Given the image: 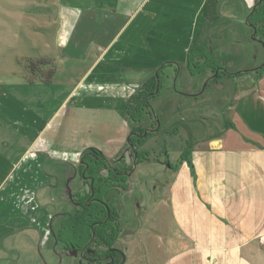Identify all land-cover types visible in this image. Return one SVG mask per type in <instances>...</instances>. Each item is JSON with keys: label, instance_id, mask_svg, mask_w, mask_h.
Here are the masks:
<instances>
[{"label": "crops", "instance_id": "obj_1", "mask_svg": "<svg viewBox=\"0 0 264 264\" xmlns=\"http://www.w3.org/2000/svg\"><path fill=\"white\" fill-rule=\"evenodd\" d=\"M27 1L37 13L24 22L31 29L22 33L23 57L45 61L41 73L52 75L44 83L19 71L0 82V233L6 226L8 235L25 234L29 224L43 229L42 240L54 234L53 217L67 219L76 209L56 213L57 191L71 200L67 187L78 179L81 192L79 166L90 150L102 157V177L119 178L116 171L131 165V180L144 162L130 163L125 105L158 73L165 80L162 86L158 78L151 113L159 105L184 106L179 122L185 124L191 106L194 119H210L199 110L208 104L221 120L211 121L215 130H204L193 146L180 141L174 164L164 165L165 183L160 194L151 193L147 228L136 232L145 264H264V135L232 114L238 104L257 107L259 115L264 107V72L257 73L264 46L253 40L248 22L257 0ZM193 46L226 73L242 75L208 68L189 75ZM179 78L180 91L171 89ZM174 126L162 132L178 137L182 127ZM159 129L158 122L150 134ZM113 192L105 197L112 204Z\"/></svg>", "mask_w": 264, "mask_h": 264}, {"label": "rangeland", "instance_id": "obj_2", "mask_svg": "<svg viewBox=\"0 0 264 264\" xmlns=\"http://www.w3.org/2000/svg\"><path fill=\"white\" fill-rule=\"evenodd\" d=\"M6 1H8V5L7 3L5 4L6 6H4V3H0V82L4 83L7 79L18 78L20 75L19 71H21L25 77L28 73L27 77L33 80H41L42 78L39 75H37V77L28 72L27 62L32 59L25 61L23 57V42L25 40V35L22 33L25 32L26 35H30L28 32L31 29L29 26L25 25L24 22L28 20L33 21L34 14L37 13V8L31 5L34 2L29 4L27 0ZM1 14H3V16ZM18 23H20L21 26H18ZM32 61H37V59H33ZM11 71H14L15 74L13 75ZM160 76V82L163 86L165 77H163V75H159V77ZM187 77L189 76L187 75ZM170 87L171 89L175 88L176 91H180L182 88V79L179 78L176 80L174 85L171 83ZM164 91L163 89V92ZM206 93H208V91ZM238 103L242 102H233L234 106ZM238 105V108L233 107L232 114L240 116L239 118L236 116L237 118L235 119H244L249 128L254 125L255 127L260 126V131L264 135V107L262 113L260 111L261 114L259 115L257 107L253 111V108L242 109V106L240 104ZM183 107L184 106L176 104H174V106L159 105L158 109L153 107L152 114L158 119L160 126L159 132L150 134V136L146 138L145 145L137 151L138 153H148L150 160L137 166L131 180L126 182L127 184L124 190H127V192L125 194L121 193L119 196H110V198L114 200L113 203L117 204V209L122 213L120 215L122 218L120 217L121 225L119 227V230H121L119 233L121 242L114 243L113 246L122 248L126 258L125 264H145L143 249L136 239V232L138 234L141 229L147 228L146 226L151 212V193L155 196L160 194L162 192V184L165 183L163 174H165L166 168L164 165H167L168 162L171 165L174 164L173 158L176 156V149L181 144L180 141L185 140L187 148L193 146L196 143L194 139L203 134L204 130L208 132L215 130L211 128V121L221 120V114H216L215 111L212 110V107L205 104L200 107L199 110L202 111V118L205 114V116H210L208 117L210 119H194L196 116L195 108L191 106L190 108L187 107L189 108L187 111V119L185 124H182L179 122V115ZM161 110L162 112L164 111L165 114L167 110L170 112L163 116ZM205 111H208V113H205ZM163 119H166V121L164 122ZM171 123L175 124V128H179V125L182 127L178 129V137L165 135L162 132L163 129L167 128V124ZM157 125L158 123H156V126ZM147 126H149V124H147ZM244 130H246L245 126L243 131ZM189 134L192 136H189ZM155 187L156 190L154 191ZM69 188L74 198L80 195L81 192L78 179L73 181L72 186L67 187L68 190ZM55 202L57 205L55 207L56 213H60L61 210H63V213L71 212L74 208V204L71 200H66L65 196H63L60 191H57ZM66 220V217H53L52 228L55 232L54 235L57 236V232L61 228L57 227L58 224L61 222L64 225L61 230L62 240L58 243L55 242L53 233L48 236V239L42 240L43 229L39 228V230H35L33 229L34 226H29V224L25 226L28 231L25 234L24 229L21 232L11 230V233L8 235L7 232L8 230L10 232V229L4 226L5 230H2L0 233V264H71L73 261H70V258H66L63 255L62 241H67L69 244L70 242H76L78 240L76 238L77 235L74 236V233H77L74 232L77 225L75 221ZM76 222H78L77 219ZM260 242L264 246V238L260 239Z\"/></svg>", "mask_w": 264, "mask_h": 264}, {"label": "trees", "instance_id": "obj_3", "mask_svg": "<svg viewBox=\"0 0 264 264\" xmlns=\"http://www.w3.org/2000/svg\"><path fill=\"white\" fill-rule=\"evenodd\" d=\"M248 22L251 29L253 30V40L259 39L264 46V0H260V3L258 5H255V9L250 15ZM199 61H202L201 65H199ZM45 65L46 62L43 60H30L27 62V69L31 75H39L40 77H42V81L44 83H48L49 78H51L52 72L43 75L41 73V67H44ZM207 68L211 69L212 73H216L217 70H222L218 65H216L214 61L211 60V58L206 55L203 48L199 46L191 47L187 55V70L189 75L195 76ZM263 72L264 65L257 70L258 74H262ZM222 73L231 77L242 75V73H226L223 70ZM217 76L218 75L215 74V77ZM159 90L160 83L158 81L157 73V75L146 81L141 89L127 100L125 105L127 117L132 124L128 139V146L135 152L136 164H140L142 162H147L150 160L148 153H138L136 151V148L143 144L150 133L154 131L153 126H156V123H158L157 119L152 116V113L150 111L149 100L157 97L159 95ZM146 118L148 120L147 124H149V126H147L146 124L145 127H142V123L146 120ZM184 157V155H181L178 159V163L182 162ZM104 166L105 165L102 162L100 153L94 150H90L82 156L81 165L79 166V172L84 173V171L86 170L83 176L87 175L88 178L92 179L95 177V173L92 171V169H98L101 167L104 168ZM96 205L90 204L89 207L85 205L83 207L80 206V211L75 214L72 220L69 221H75V224L77 225L76 227L79 229V231L83 232L92 229L95 225H101L100 228H102V231L104 232L113 231L112 229H110V225L106 223L108 220V218L106 219V212H101V210L103 209ZM104 207L106 208V206ZM76 219L78 220V222H76ZM105 220L106 222H104ZM114 237L115 234L111 237L109 236L107 245L110 246L114 242Z\"/></svg>", "mask_w": 264, "mask_h": 264}, {"label": "flooded vegetation", "instance_id": "obj_4", "mask_svg": "<svg viewBox=\"0 0 264 264\" xmlns=\"http://www.w3.org/2000/svg\"><path fill=\"white\" fill-rule=\"evenodd\" d=\"M132 153L134 154V158H130V163H132V165H137L135 163L134 150H132ZM103 170L105 169L102 167L98 169L93 168L92 171L95 173V177L92 179L88 178L87 175L83 176L86 170L84 173L79 172L82 182L81 193L77 198H74L73 194L71 195V201L76 209L69 215L66 221L72 220L75 214L80 211V206L83 207L85 205L89 207L90 204H97L96 206L103 209L101 212H106V219L108 218V220L107 222L106 220L104 222L108 223L110 229L113 231L104 232L102 231V228H100L101 225H95L92 229L86 232H81L75 227L76 230H74V232L77 233H74V236L77 235L76 238L78 240L76 242H70L69 244L67 241H62L63 255L66 258H70V261H73L71 264H125L126 258L122 248L113 246L119 238L121 213L117 209L118 207H116L117 204H112L110 200H107L105 197L109 191L113 190L114 192L112 196H119L123 191L127 192V190L124 189L127 184L126 182L130 180L129 177L132 173V166L130 165V167L122 169L120 173L116 171V175H119V178L113 176L102 177L101 172ZM103 205L106 206V208ZM63 226L62 223L60 226L61 228L59 227L60 230L57 232V236L53 234L56 243L62 240L61 230ZM114 234V242L110 246L107 245L109 236L111 237Z\"/></svg>", "mask_w": 264, "mask_h": 264}, {"label": "water", "instance_id": "obj_5", "mask_svg": "<svg viewBox=\"0 0 264 264\" xmlns=\"http://www.w3.org/2000/svg\"><path fill=\"white\" fill-rule=\"evenodd\" d=\"M259 3H260V0H258V2H257L256 5H258ZM254 9H255V6L252 8V10H251V14L253 13ZM129 148H130V147H129Z\"/></svg>", "mask_w": 264, "mask_h": 264}]
</instances>
